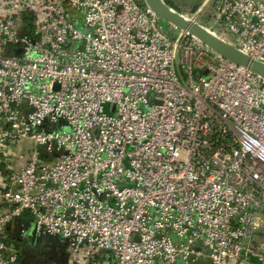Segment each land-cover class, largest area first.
Here are the masks:
<instances>
[{"label":"built area","instance_id":"2783aa9c","mask_svg":"<svg viewBox=\"0 0 264 264\" xmlns=\"http://www.w3.org/2000/svg\"><path fill=\"white\" fill-rule=\"evenodd\" d=\"M175 9L264 62V0ZM145 0H0V264H264V79Z\"/></svg>","mask_w":264,"mask_h":264},{"label":"water","instance_id":"95a60500","mask_svg":"<svg viewBox=\"0 0 264 264\" xmlns=\"http://www.w3.org/2000/svg\"><path fill=\"white\" fill-rule=\"evenodd\" d=\"M145 3L168 25L173 24L187 31L222 57L264 79V62L252 59L236 46L215 36L197 22L183 17L164 0H145Z\"/></svg>","mask_w":264,"mask_h":264},{"label":"flooded vegetation","instance_id":"af4514ba","mask_svg":"<svg viewBox=\"0 0 264 264\" xmlns=\"http://www.w3.org/2000/svg\"><path fill=\"white\" fill-rule=\"evenodd\" d=\"M63 248L57 237H44L34 249L25 248L23 260L28 264H47L54 258L59 263Z\"/></svg>","mask_w":264,"mask_h":264},{"label":"rangeland","instance_id":"374dc122","mask_svg":"<svg viewBox=\"0 0 264 264\" xmlns=\"http://www.w3.org/2000/svg\"><path fill=\"white\" fill-rule=\"evenodd\" d=\"M169 1H171V3L174 2L173 5H174V7L176 6L175 8H177L178 10L179 9L188 10V8H189V6L187 4L189 1H186V0H174V1L173 0H169ZM163 23H164L165 27H167L166 23L165 22H163Z\"/></svg>","mask_w":264,"mask_h":264},{"label":"crops","instance_id":"0c3cea01","mask_svg":"<svg viewBox=\"0 0 264 264\" xmlns=\"http://www.w3.org/2000/svg\"><path fill=\"white\" fill-rule=\"evenodd\" d=\"M164 1H165L166 3H168L172 8H175V7H176V6L174 7V5H173L174 2L171 3V1H169V0H164ZM173 1H174V0H173ZM186 1H189V2H190V1H192V0H186ZM175 9H176V8H175Z\"/></svg>","mask_w":264,"mask_h":264}]
</instances>
